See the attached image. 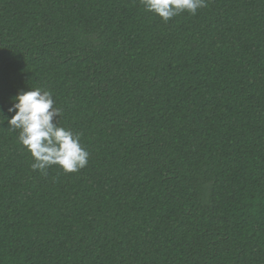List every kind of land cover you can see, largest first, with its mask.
Instances as JSON below:
<instances>
[{
  "label": "trees",
  "instance_id": "obj_1",
  "mask_svg": "<svg viewBox=\"0 0 264 264\" xmlns=\"http://www.w3.org/2000/svg\"><path fill=\"white\" fill-rule=\"evenodd\" d=\"M0 0V112L53 94L88 163L43 173L0 117V264H264V0Z\"/></svg>",
  "mask_w": 264,
  "mask_h": 264
},
{
  "label": "clouds",
  "instance_id": "obj_2",
  "mask_svg": "<svg viewBox=\"0 0 264 264\" xmlns=\"http://www.w3.org/2000/svg\"><path fill=\"white\" fill-rule=\"evenodd\" d=\"M146 11L158 15L167 22L180 12L195 14L206 7V0H140ZM5 116L0 117L10 129L18 131L17 141L34 158L31 167L42 173L52 165H58L65 173L77 172L88 163L89 153L80 144V134L57 123L61 109L54 107L50 91L34 88L20 90L12 98Z\"/></svg>",
  "mask_w": 264,
  "mask_h": 264
}]
</instances>
